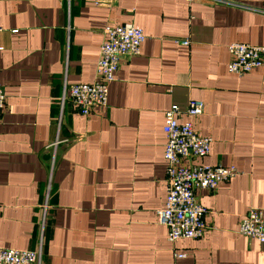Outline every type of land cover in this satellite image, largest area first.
I'll return each mask as SVG.
<instances>
[{
    "label": "crops",
    "instance_id": "obj_1",
    "mask_svg": "<svg viewBox=\"0 0 264 264\" xmlns=\"http://www.w3.org/2000/svg\"><path fill=\"white\" fill-rule=\"evenodd\" d=\"M124 23L145 33L141 53L83 115L65 87L95 81L104 29ZM232 42L264 44V0H0V248L42 243L41 264H264L240 232L264 207V65L229 72ZM192 99L213 140L192 163L240 173L197 190L208 229L171 242L165 112Z\"/></svg>",
    "mask_w": 264,
    "mask_h": 264
},
{
    "label": "built area",
    "instance_id": "obj_2",
    "mask_svg": "<svg viewBox=\"0 0 264 264\" xmlns=\"http://www.w3.org/2000/svg\"><path fill=\"white\" fill-rule=\"evenodd\" d=\"M104 34L95 81L65 87V92L83 115H89L96 106L108 105L110 84L115 80L122 60L139 55L146 39L143 30L132 23L107 26ZM180 42L183 45L190 43L189 40ZM228 50L231 56L228 70L231 73L243 76L264 65V44L232 42ZM5 106L6 94L0 85V115ZM204 109L202 100L192 99L185 109L174 104L165 112L167 197L158 217L160 223L168 227L171 242L202 237L208 229L205 216L209 210L198 201L197 190H215L221 182L229 181L240 173L234 165L192 163L194 158H203L211 150L212 138L199 135L194 128L193 119ZM66 141L57 138L51 146ZM240 232L264 243V207L252 208L243 216ZM39 245L38 250L1 247L0 264H41L43 246L42 243Z\"/></svg>",
    "mask_w": 264,
    "mask_h": 264
}]
</instances>
